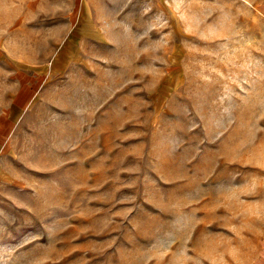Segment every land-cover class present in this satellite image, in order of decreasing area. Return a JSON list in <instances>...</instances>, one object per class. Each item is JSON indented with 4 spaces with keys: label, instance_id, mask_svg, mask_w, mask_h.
<instances>
[{
    "label": "rangeland",
    "instance_id": "1",
    "mask_svg": "<svg viewBox=\"0 0 264 264\" xmlns=\"http://www.w3.org/2000/svg\"><path fill=\"white\" fill-rule=\"evenodd\" d=\"M0 264H264V0H0Z\"/></svg>",
    "mask_w": 264,
    "mask_h": 264
}]
</instances>
